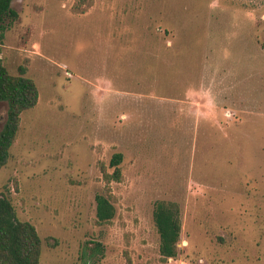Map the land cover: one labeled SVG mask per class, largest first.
I'll return each instance as SVG.
<instances>
[{
    "label": "rangeland",
    "instance_id": "1",
    "mask_svg": "<svg viewBox=\"0 0 264 264\" xmlns=\"http://www.w3.org/2000/svg\"><path fill=\"white\" fill-rule=\"evenodd\" d=\"M13 7L0 57L11 75L27 67L40 98L0 190L37 229L40 264H264V0ZM117 153L116 215L99 225ZM157 201L181 208L176 259L160 254Z\"/></svg>",
    "mask_w": 264,
    "mask_h": 264
},
{
    "label": "trees",
    "instance_id": "2",
    "mask_svg": "<svg viewBox=\"0 0 264 264\" xmlns=\"http://www.w3.org/2000/svg\"><path fill=\"white\" fill-rule=\"evenodd\" d=\"M15 0H0V56L7 32L19 21L14 9ZM28 69L19 67V75L9 73L0 57V101L7 103V117L0 131V172L9 163L11 150L21 127L22 114L34 109L40 98L35 81L27 76ZM123 155L114 154L109 173L102 168L104 193L97 194L96 219L99 225L109 224L116 215L111 184L122 178ZM154 224L160 237V254L164 260L179 256L182 233V215L178 203L157 201L153 213ZM42 240L35 226L19 220L8 192L0 190V264H40ZM103 246H95V253L103 257ZM87 255V254H86ZM84 256V255H83Z\"/></svg>",
    "mask_w": 264,
    "mask_h": 264
}]
</instances>
